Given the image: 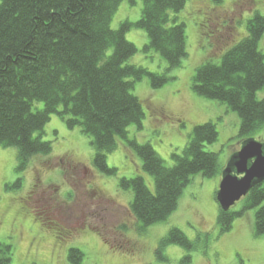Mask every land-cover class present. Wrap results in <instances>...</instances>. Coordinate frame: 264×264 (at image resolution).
<instances>
[{
	"label": "trees",
	"instance_id": "1",
	"mask_svg": "<svg viewBox=\"0 0 264 264\" xmlns=\"http://www.w3.org/2000/svg\"><path fill=\"white\" fill-rule=\"evenodd\" d=\"M121 2L0 0V146L15 147L16 171H25L37 155L51 154L53 144L42 135L57 114L91 139L94 167L117 175L108 155L118 148L119 139L125 140L155 182V190L142 175L124 176L119 182L133 191L130 209L139 230L145 232L170 218L194 175L212 178L221 171L218 153L206 149L217 141L219 132L213 121L197 125L183 151L172 153V165L151 143L128 137V128L132 124L143 128L146 117L143 102L134 93L137 82L147 77L152 88L164 86L174 79L171 71L188 56L186 22L179 17L188 0H142L140 19L125 20L115 29L112 22ZM133 27L147 32L144 50L160 54L167 64L163 72L130 63L138 52L126 36ZM263 36L264 13L255 11L247 23V36L229 47L220 62L208 59L197 67L192 81L197 94L238 114L242 138L264 129V97L258 96L264 89ZM38 102L44 103L43 109H35ZM21 184L19 177L16 186ZM242 202L240 210L228 212L219 205L220 233L228 232L237 217L256 209L255 231L264 234V182ZM172 243L187 249L197 246L173 227L160 242L159 260H167L163 251ZM12 258V245L0 241V264H10ZM85 259L82 249L69 248V264H85Z\"/></svg>",
	"mask_w": 264,
	"mask_h": 264
},
{
	"label": "rangeland",
	"instance_id": "2",
	"mask_svg": "<svg viewBox=\"0 0 264 264\" xmlns=\"http://www.w3.org/2000/svg\"><path fill=\"white\" fill-rule=\"evenodd\" d=\"M142 7V0H122L113 28L125 20L138 21ZM255 11L264 13V0H188L179 14L186 22L188 56L171 71L174 79L157 89L147 77L136 84L134 93L142 100L146 117L143 128L136 124L128 128V137L151 143L168 165L173 164L172 153L183 151L197 125L213 121L219 132L217 141L206 149L218 153L221 171L212 178L194 175L167 221L151 225L145 232L139 230L130 209L133 191L120 187V178L142 175L152 190L155 182L125 140L119 139L118 148L108 155L110 167L118 168L117 175L94 167L91 139L57 114L42 135L53 144L51 154L37 155L25 171H16L17 149L0 146V241L12 245L10 264H69L71 247L82 249L85 264H264V234L255 231L256 209L237 217L222 234L216 197L221 172L248 138L264 143V129L240 137L238 114L192 89L197 67L208 59L220 62L229 47L246 37L248 20ZM126 36L138 48L130 63L152 72L165 70L167 64L159 53L144 50L149 42L144 29L133 27ZM260 49L264 52V36ZM258 96L264 97V89ZM43 107V102L35 104V109ZM154 109L172 113L183 123L163 119ZM66 154L73 155V166L68 165ZM19 177L22 184L18 187ZM30 194L33 199L28 207L22 201ZM242 206L241 200L233 210ZM35 210L43 215L34 216ZM173 227L195 242L196 249L172 243L163 251L167 260H159L160 242Z\"/></svg>",
	"mask_w": 264,
	"mask_h": 264
},
{
	"label": "water",
	"instance_id": "3",
	"mask_svg": "<svg viewBox=\"0 0 264 264\" xmlns=\"http://www.w3.org/2000/svg\"><path fill=\"white\" fill-rule=\"evenodd\" d=\"M264 182V143L248 138L221 173L217 201L230 211L249 192Z\"/></svg>",
	"mask_w": 264,
	"mask_h": 264
},
{
	"label": "flooded vegetation",
	"instance_id": "4",
	"mask_svg": "<svg viewBox=\"0 0 264 264\" xmlns=\"http://www.w3.org/2000/svg\"><path fill=\"white\" fill-rule=\"evenodd\" d=\"M154 111H155V112H154L155 114H156V112H157V114H162L163 119H174L176 122H180V124L183 123L182 119L175 118V116L172 115V113H169V112H167V111L164 112V111H162V110H160V109H154ZM159 119H161V118H159ZM65 158H66V160H68V165H69V166H73L74 163H76L75 160H74V158H73V155H71V154H66ZM34 187L37 188L38 185H34ZM32 192H33V191H32ZM94 193H95V192H94ZM32 199H33V196L30 194V195L27 196V198H24V200L22 201V203L27 204V206H28L29 202L32 201ZM28 207H29V206H28ZM23 208H24V213L28 212L25 206H24ZM21 209H22V207H21ZM28 209H29V208H28ZM35 211H36L37 213H36L34 216H37V215H43V212L41 213V212H39V211H37V210H35ZM41 217H42V216H41ZM43 217H44V216H43ZM59 227H60V226H59ZM61 228H62V227H61ZM56 229H58V228H56ZM62 229H63V228H62ZM57 234H59V233H57V231H56L55 236H54L56 239L58 238Z\"/></svg>",
	"mask_w": 264,
	"mask_h": 264
}]
</instances>
